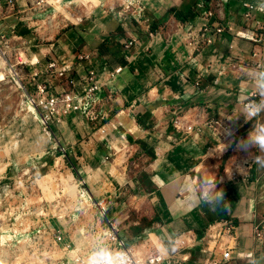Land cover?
Listing matches in <instances>:
<instances>
[{
	"label": "crops",
	"instance_id": "1",
	"mask_svg": "<svg viewBox=\"0 0 264 264\" xmlns=\"http://www.w3.org/2000/svg\"><path fill=\"white\" fill-rule=\"evenodd\" d=\"M155 3L157 7L154 10L146 0H124L118 15L111 12L109 3H103L109 4V8L106 7L107 19L94 14L85 26L68 24L66 27L75 28L57 41V35L65 27L60 28L53 41H46L36 29L43 26L33 23L50 16L56 9L50 8L47 13L33 12L28 0H18L16 8L7 9L5 6L0 11V34L6 35L3 33L6 29L14 34L17 24L22 26L23 23L27 35L19 37L35 36L31 44L15 47L12 51L18 49L9 59L29 89L32 74L43 72L54 59L60 65L69 64L72 68L70 78L74 77L79 82H83L91 70L97 73L103 87L93 94L87 93V83L82 95L81 83L72 87L67 80L51 79L53 93L66 90L73 93L85 109L91 108L93 118L95 115L100 118L99 122L89 123L82 120L83 113L73 112L52 128L54 136L59 128L70 130V149L87 189L97 187L102 176L106 178L103 165L107 157L110 160L114 154L116 141L109 140L113 133L123 135L126 124H129L143 136L147 133L143 125L165 124L152 123V119L148 121L147 118L141 121L139 115L143 117L149 112L160 119L167 116L169 110L163 108L167 102L161 100L160 87L169 85L174 69L181 68L180 80L187 90L178 97H193L198 103L192 110L197 113L196 125L203 131L197 136L199 138L192 134L191 139L181 143L186 150L181 167L174 168L166 160L168 167H164L167 171L161 166L159 169L153 167V173L140 171L137 189L152 201L150 205L160 223L155 228L156 232L148 234L144 241H133L150 246L148 254L153 251V235L159 239L162 231L179 235L184 232L188 241L186 245H180L178 254L167 256L187 259L182 264L220 261L227 247L232 250L227 264H244L248 257H259L260 264H264V238L259 240L255 237V229L264 225V167L254 163V156L258 154L255 148L244 150L238 147L241 142L239 134L243 132L248 136L257 121H247L243 116L235 121L228 119V116L234 118L239 115L243 103L256 93L248 73L264 66V0H156ZM210 13L213 15L209 16ZM10 23H13L11 29ZM208 25L213 33L210 45L202 38V29ZM220 26L224 31L218 34L216 29ZM134 38L136 42L127 49L125 44ZM37 41L46 42V45L36 46ZM18 50L24 52L29 65L18 64ZM35 57L39 64L31 66L30 61ZM120 67L126 71L125 74L115 81L110 80V73ZM164 94L167 96L170 92L167 90ZM127 117H132L134 122ZM87 118L90 119L89 115ZM72 119H81L89 129L102 127L92 138L84 141L76 136L77 126ZM115 119L119 122L113 124ZM259 123L264 124V114L260 116ZM102 129L106 130V135H101ZM222 129L232 132L228 143L226 138L223 140L218 136ZM128 137L137 142L140 135L137 138L132 133ZM190 148L196 156L189 153ZM247 162L250 164H245ZM120 172L125 174V168ZM205 177L218 181L217 188L223 189L225 199L230 202L228 212L210 211L198 200L197 185ZM225 221H232L235 232L223 243L219 240L211 247L208 239L211 228ZM60 231L64 243H70ZM149 240L150 244H146Z\"/></svg>",
	"mask_w": 264,
	"mask_h": 264
},
{
	"label": "rangeland",
	"instance_id": "2",
	"mask_svg": "<svg viewBox=\"0 0 264 264\" xmlns=\"http://www.w3.org/2000/svg\"><path fill=\"white\" fill-rule=\"evenodd\" d=\"M155 1L146 0V3L155 10L157 7ZM123 2L124 0H58L59 8L52 13L53 15L44 16L33 24L43 26L36 29L46 41H53L60 28L65 27L57 35L58 41L64 33L75 28L66 27L68 24L85 26L84 24L91 20L94 14L107 19L106 7L109 8V4L111 12L118 15L121 11L120 4ZM10 25L11 29L13 23ZM25 30L27 28L23 23L22 26L17 24V31L14 34L6 29L3 33H6L7 37L3 41L0 40V264H70L69 258L75 260L84 257L91 243V236L100 232L105 224L96 205L98 201H104L108 207L107 218L118 224L120 232L128 238L130 244L135 245L137 243V241L134 243L135 239L144 241L148 234L156 232L155 228L160 222L157 214L153 213V206L150 205L152 201L137 189L140 171L153 173V167L159 169L160 166L167 171L164 167H168L166 160L174 168L181 167L186 152L181 143L191 139L192 134L183 129H175L174 122L179 118L185 126L186 124L193 128L197 126V113L192 109H195L198 103L193 97L185 99L178 97L182 91L187 90L180 80L181 68L174 69L173 80L169 85L164 84L160 87L161 100L167 102L163 108L169 110L167 116L160 119L149 112L143 117L139 115L141 121L147 118L148 121L152 119L150 121L152 123L161 122L166 125L152 127L143 125L147 132L143 136L135 126L129 124H126L123 135L113 133L109 140L116 141L113 147L114 159L106 160V164L103 165L106 178L102 176L97 187L87 189L84 178L79 174L81 169L70 149L68 137L70 130L59 128L56 136L53 129L44 131L39 126L36 116L31 114L25 93L19 87L20 72L9 59L18 49L12 51L15 47L31 44L35 40L33 35L27 38L19 37L27 35ZM14 35L17 37H11ZM45 43L37 41L36 46ZM18 51L20 60L28 62L24 52ZM114 53L117 54L116 51ZM36 58L30 62H37ZM21 63L19 61L18 64ZM125 72L117 77L124 75ZM80 83L82 84L80 93L84 95L86 83ZM143 83L146 84V81ZM167 90L170 95L166 96L164 93ZM154 93L155 91L153 95ZM87 116L84 114L82 120L89 123L100 121L97 115L95 118L89 115L90 119ZM72 120L77 126L76 136L84 141L92 138L102 127L99 125L98 128L89 129L81 123V119ZM127 120L134 122L132 117L131 119L127 117ZM117 122L118 119L113 121V124ZM132 133L137 138L140 135L137 142L128 137ZM230 134H232L230 130L222 129L218 136L223 140L226 138L228 143ZM239 135L240 141L247 138L246 133L242 132ZM195 138L199 137L196 135ZM139 144L142 145L141 148L138 147ZM130 151L132 152L129 154ZM65 152L67 156L64 158L62 156ZM189 153L197 155L191 148ZM76 154H80V151H76ZM122 168H125V174L120 172ZM48 175L51 176L49 185L53 197H50L41 186V181ZM69 176L74 177L79 187L75 200L63 194L62 180ZM59 229L66 240L73 244L68 251L64 250L66 242L59 244L55 240V234L60 231ZM184 235V232L180 234L181 240L186 238ZM218 237L217 230L209 234L211 247Z\"/></svg>",
	"mask_w": 264,
	"mask_h": 264
},
{
	"label": "built area",
	"instance_id": "3",
	"mask_svg": "<svg viewBox=\"0 0 264 264\" xmlns=\"http://www.w3.org/2000/svg\"><path fill=\"white\" fill-rule=\"evenodd\" d=\"M57 0H28V3L30 5V9L33 12H41V13H47L50 8L55 7ZM18 4V0H0V11H2L5 6L7 9H14L16 8ZM213 14H209V16H212ZM224 28L222 26L218 27L216 29V33L221 34L223 33ZM202 38L204 39L206 44H212L213 43V33L211 31V26H205L202 29ZM7 36L5 34H0V40H5ZM136 42L135 38L130 40L128 43L125 44V47L127 49H130L134 43ZM81 59H88V57H81ZM21 66L29 65L27 61H22ZM31 66L39 64L37 62H30ZM14 69V67H13ZM15 70V69H14ZM123 68H117L114 72L110 73L111 77H116L120 72H122ZM16 71V70H15ZM72 71V68L69 64L66 65H60L57 60H51L46 69L43 72H37L32 74L31 80L32 85L30 89L25 85L19 74L20 82L21 84L19 87L21 90L24 91L26 96V101L31 108V114L36 116V119L39 121L41 127L44 131H52V128L56 124L62 123L63 119L65 117H68L73 112H80L83 114L91 115V108H86L77 101V99L74 97V94L71 92L64 91L62 93H53V86L51 84V79L53 77H57L61 80H67L69 85L72 87H75L78 85L79 81L76 78H70L71 75L69 73ZM17 72V71H16ZM43 77L44 80L42 79ZM13 78V77H12ZM81 82V81H80ZM83 82L88 84L87 93L93 94L101 90L103 85L99 82L97 73L95 71H90L86 78H84ZM199 85H197L198 87ZM256 98V93L250 95V97L243 103V106L249 102L252 99ZM92 116V115H91ZM175 129L181 130L183 129L187 133L194 134L195 136H199L202 133V128L199 126H196L193 128L192 126H185V123L181 121V119L176 118L174 122ZM101 135H106V130L100 131ZM66 152L62 157H66ZM109 157H107V160ZM97 208L99 210V214L101 215V212L104 213V220H105V226L102 229V231H109L112 235V243L113 245L122 243L120 228L117 223L113 222L108 216V207L104 203V201H98L97 202ZM217 230L219 232V237L217 239V242L219 240L222 241V243L228 239L234 232L236 227L232 223V221H225L223 223L216 224L214 227L211 228L209 234L213 230ZM101 231V232H102ZM255 237L259 240L264 238V225L261 228L255 229ZM55 240L59 244H63L64 238L62 236V233L60 231L56 232L55 234ZM188 241L184 240L182 242L183 245H186ZM146 244H150V240L146 242ZM150 247V246H149ZM72 245L67 244L64 250L71 249ZM231 248L227 247L224 249L221 260H211L208 262V264H227L231 260ZM135 252V251H134ZM136 256L140 259L141 264H182L183 262H186L185 260L180 259H174V257H159L154 254V251L148 253L146 256H140L137 253H135ZM75 261H78L79 264H83V256L78 257L75 259Z\"/></svg>",
	"mask_w": 264,
	"mask_h": 264
},
{
	"label": "clouds",
	"instance_id": "4",
	"mask_svg": "<svg viewBox=\"0 0 264 264\" xmlns=\"http://www.w3.org/2000/svg\"><path fill=\"white\" fill-rule=\"evenodd\" d=\"M248 78L256 92V98L247 102L240 111V114L229 117L230 121L238 120L241 116L247 121H257L253 124L246 139L242 140L238 147L248 150L255 148L258 152L254 156V163L264 167V124L259 123V118L264 114V66L251 69ZM217 180L203 178L197 185L198 200L206 205L210 211H226L230 209V202L225 199L223 189L217 188ZM104 213L101 212V218ZM122 243L113 245L112 235L109 231L94 233L91 236V243L88 245L86 255L83 257V264H141L140 259L134 252V245L129 244L127 239L121 237ZM181 237L178 233L161 232L159 241L154 245V254L159 257H167L180 252ZM70 264H79L71 260ZM244 264H260L259 257H248Z\"/></svg>",
	"mask_w": 264,
	"mask_h": 264
},
{
	"label": "bare ground",
	"instance_id": "5",
	"mask_svg": "<svg viewBox=\"0 0 264 264\" xmlns=\"http://www.w3.org/2000/svg\"><path fill=\"white\" fill-rule=\"evenodd\" d=\"M54 8L56 9V11L58 10V8H59L58 0L56 1V5H55ZM37 60L38 59L36 58L35 61H37ZM122 72H124V71L122 70ZM122 72H120L119 74H121ZM117 76L116 77H111L110 80H114L115 81ZM249 162H247L245 164H249ZM245 164H244V167H245ZM50 178H51V176H49V175L44 177L43 180L41 181V186L43 187L44 191H46L50 195V197H53V195L51 194L50 185H49L50 184ZM62 182H63V186H64L63 187V194L66 197H68V198H70L72 200H75L77 198V196H78L79 187H78L76 181L74 180V177L73 176H69V178H64L62 180ZM46 196H47V194H46ZM152 237H153V242H151V243L153 244V247H154V245L159 241V239L155 235H153ZM184 240L185 239H182L181 242H183ZM147 247H149V246L148 245L144 246L143 243L136 244V245H134V251H135V253H137L140 256H146L147 255Z\"/></svg>",
	"mask_w": 264,
	"mask_h": 264
}]
</instances>
